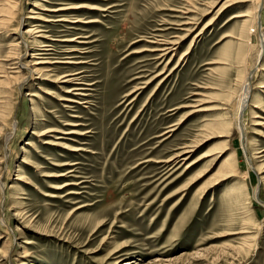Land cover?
Segmentation results:
<instances>
[{
    "label": "rangeland",
    "instance_id": "rangeland-1",
    "mask_svg": "<svg viewBox=\"0 0 264 264\" xmlns=\"http://www.w3.org/2000/svg\"><path fill=\"white\" fill-rule=\"evenodd\" d=\"M0 21V264H264V0Z\"/></svg>",
    "mask_w": 264,
    "mask_h": 264
},
{
    "label": "bare ground",
    "instance_id": "bare-ground-1",
    "mask_svg": "<svg viewBox=\"0 0 264 264\" xmlns=\"http://www.w3.org/2000/svg\"><path fill=\"white\" fill-rule=\"evenodd\" d=\"M261 1V0H260ZM260 3V2H259ZM7 10V9H6ZM11 10V9H10ZM65 11V10H64ZM10 12V11H9ZM59 12V11H58ZM4 18V17H3ZM40 18V17H39ZM9 19V18H8ZM11 19V18H10ZM31 19H37V17H32ZM42 19V18H41ZM7 19H5V21H6ZM4 21V20H3ZM11 20H9L8 22H10ZM0 23H1V21H0ZM3 25H4V23H2ZM2 25V26H3ZM34 30H28L27 32H26V34H28V35H33L34 34ZM22 35V39H23V41H24V44H25V47H26V49L29 47V42H27L26 41V39H25V36H24V34L23 33H21ZM40 34V33H39ZM46 37V36H45ZM44 36H43V38H45ZM35 38V37H34ZM74 41V40H73ZM36 47H38V48H36V50H35V53H33V55L31 56V58H32V60L34 61V64L32 65V66H30L29 67V65H24V64H22L21 66L22 67H24L25 69L27 68L28 70H29V72H28V75L30 74V73H32V76H35V75H37V78L38 79H41V73H42V70H43V68H41V65H44V64H46L45 62H44V60L43 59H47L46 57L47 56H49V55H51L50 53H49V51H52V49L51 48H49V47H52V46H50V45H48V44H45V45H36ZM40 47V48H39ZM45 47H48V48H45ZM166 51L168 50V49H165ZM32 64V63H31ZM50 64V63H49ZM45 68V67H44ZM30 76V75H29ZM71 76H75V75H68V76H65V77H63L64 79L65 78H67V77H71ZM252 76V75H251ZM29 78V77H28ZM249 79V78H248ZM77 79H75V78H67L66 80H64V83H74V81H76ZM25 81H26V78L24 79V81L22 82V84H24L25 83ZM28 81V80H27ZM21 84V85H22ZM23 87V86H22ZM247 87H249V83H248V86ZM76 90H82V89H76ZM245 101H247V99H245ZM70 102V101H69ZM244 107V106H243ZM243 110V109H242ZM29 146H31V147H34V144H33V141H31L29 144H28ZM186 152V151H185ZM204 156V155H203ZM201 157L199 160H201V159H203L204 157ZM198 160V161H199ZM27 162H29L28 160H26ZM198 161H196V162H194L192 165H194V164H196ZM26 162V163H27ZM189 168V167H188ZM65 176V175H64ZM4 187V186H3Z\"/></svg>",
    "mask_w": 264,
    "mask_h": 264
}]
</instances>
